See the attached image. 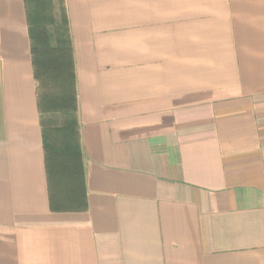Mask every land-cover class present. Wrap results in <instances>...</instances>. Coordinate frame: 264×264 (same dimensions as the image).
I'll return each mask as SVG.
<instances>
[{"label":"crops","instance_id":"obj_1","mask_svg":"<svg viewBox=\"0 0 264 264\" xmlns=\"http://www.w3.org/2000/svg\"><path fill=\"white\" fill-rule=\"evenodd\" d=\"M62 1L86 208L51 207L64 118L0 0V264H264V0Z\"/></svg>","mask_w":264,"mask_h":264},{"label":"trees","instance_id":"obj_2","mask_svg":"<svg viewBox=\"0 0 264 264\" xmlns=\"http://www.w3.org/2000/svg\"><path fill=\"white\" fill-rule=\"evenodd\" d=\"M28 15L31 57L38 83V107L44 114L60 113L64 123L44 128L45 168L50 187V204L55 209L58 190L64 182L70 191L69 207L85 210L83 168L78 145L73 55L63 1L58 0L60 22L56 23L52 0H24ZM50 30L54 31L55 44Z\"/></svg>","mask_w":264,"mask_h":264}]
</instances>
